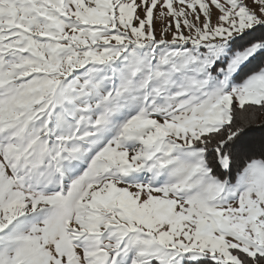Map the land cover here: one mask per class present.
<instances>
[{"label": "snow or ice", "instance_id": "snow-or-ice-1", "mask_svg": "<svg viewBox=\"0 0 264 264\" xmlns=\"http://www.w3.org/2000/svg\"><path fill=\"white\" fill-rule=\"evenodd\" d=\"M0 264H264V0H0Z\"/></svg>", "mask_w": 264, "mask_h": 264}]
</instances>
